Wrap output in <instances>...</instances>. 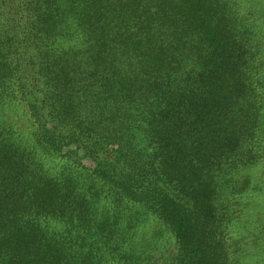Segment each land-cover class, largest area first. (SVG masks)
Wrapping results in <instances>:
<instances>
[{
  "label": "trees",
  "instance_id": "1",
  "mask_svg": "<svg viewBox=\"0 0 264 264\" xmlns=\"http://www.w3.org/2000/svg\"><path fill=\"white\" fill-rule=\"evenodd\" d=\"M263 23L242 0H0V264H264Z\"/></svg>",
  "mask_w": 264,
  "mask_h": 264
},
{
  "label": "rangeland",
  "instance_id": "2",
  "mask_svg": "<svg viewBox=\"0 0 264 264\" xmlns=\"http://www.w3.org/2000/svg\"><path fill=\"white\" fill-rule=\"evenodd\" d=\"M242 3L255 7L258 13L264 10V0H242ZM249 12H250L251 17L255 19L256 16H254L251 11ZM257 16L259 15L257 14ZM260 18L262 17L260 16ZM259 27L260 25L258 26V28ZM261 27H263V30H264V23L262 24ZM262 42H263V49H264V40H262ZM259 156L262 157L264 161V149L262 150L261 154H259ZM261 167H259L256 172L258 177L260 176L261 173L262 175H264V166H261ZM257 182H258L259 190H255V192L253 191L254 192V194H252L253 199L247 202L248 212L244 214V220H246L247 222L253 221L255 225L249 228L245 227L246 228L245 230H248L247 233H245V236H246L245 239L251 237L255 231H258L259 233L254 236V239L258 238L259 236L261 237L264 236V178L259 179V181ZM250 217H251V220L248 219ZM256 221H257V224H256ZM145 227L146 229L143 232L144 237L148 238L152 236L153 231L158 228V225L156 221H152ZM237 227L240 229L239 224L237 225ZM229 235L232 239L235 236H239V233L237 232L236 229L234 230V228L231 226L229 229ZM253 246H254L253 242L251 243L249 242L248 244L241 245L240 251L238 254H240V256L243 255L247 250H249L250 248H253ZM174 248L175 246L172 243V239H167L166 236H163L161 245H159L158 249L153 248L152 254H154V256L158 258L157 260L159 261V263H161L163 262V259L169 257L174 252L175 250Z\"/></svg>",
  "mask_w": 264,
  "mask_h": 264
}]
</instances>
